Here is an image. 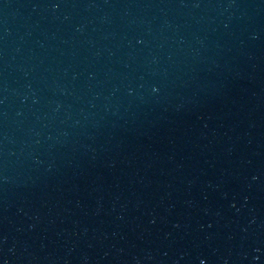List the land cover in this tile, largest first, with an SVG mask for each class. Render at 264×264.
<instances>
[{
	"label": "water",
	"instance_id": "95a60500",
	"mask_svg": "<svg viewBox=\"0 0 264 264\" xmlns=\"http://www.w3.org/2000/svg\"><path fill=\"white\" fill-rule=\"evenodd\" d=\"M0 135L264 250V0H0Z\"/></svg>",
	"mask_w": 264,
	"mask_h": 264
}]
</instances>
